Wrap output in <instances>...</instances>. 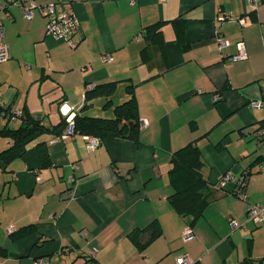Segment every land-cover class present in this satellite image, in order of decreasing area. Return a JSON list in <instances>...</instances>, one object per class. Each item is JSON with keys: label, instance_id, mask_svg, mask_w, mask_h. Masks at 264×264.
I'll return each instance as SVG.
<instances>
[{"label": "crops", "instance_id": "1", "mask_svg": "<svg viewBox=\"0 0 264 264\" xmlns=\"http://www.w3.org/2000/svg\"><path fill=\"white\" fill-rule=\"evenodd\" d=\"M27 1L55 2L59 12L71 2L79 43L72 48L47 34L48 18L40 11L28 19L21 5L11 4L3 20L12 58L0 63L5 107L54 125L75 116L88 87L121 81L114 102L129 96L126 83L135 84L142 126L140 143L112 137L93 147L90 135L45 133L10 163L0 158V247L7 252L0 264H177L181 255L193 264H238L263 257L264 224L247 216L250 204H264V106L250 104L264 101V2ZM177 17L186 19V48L167 23L166 58L151 46L153 58L143 62L145 27ZM222 37L230 44L221 47ZM241 40L248 57L233 61ZM103 101L96 100L93 114H110ZM6 123L16 128L21 118L5 119L0 109V127ZM193 140L212 196L191 226L194 238L185 240L190 224L169 201V171L172 153ZM12 142L0 136V152ZM39 143L49 155L46 163ZM244 171H250L247 200L236 194ZM154 220L163 233L141 250L130 233ZM31 224L28 234L12 237Z\"/></svg>", "mask_w": 264, "mask_h": 264}, {"label": "trees", "instance_id": "2", "mask_svg": "<svg viewBox=\"0 0 264 264\" xmlns=\"http://www.w3.org/2000/svg\"><path fill=\"white\" fill-rule=\"evenodd\" d=\"M260 1L264 2V0ZM253 15V18L256 19V12H253ZM167 23L173 24L181 46L186 48V19L177 17L170 20H160L145 27L143 35L146 45L141 51L143 62H149L153 58L151 46H158L163 57L166 58L163 26ZM120 82H102L87 88L85 103L73 117L76 134L90 135L101 141L107 138L121 137L140 143L142 122L135 93L136 85L126 83V91L129 96L122 102L115 103L113 96L117 92ZM99 98L104 100L103 108L111 110L110 114L97 115L91 112L96 100ZM68 125V116H62L57 124L47 125L42 117L35 116L24 109L21 124L18 127H10L9 123L0 127V136L10 138L13 141L9 147L0 152V158L8 164L20 156L31 141L45 133L61 135ZM38 146L41 157L46 163L49 161V155L43 143H39ZM171 164L169 176L173 192L168 197L169 201L181 216L188 219V223L192 226L205 214L212 196L210 182L205 170L207 165L196 140L174 151L171 155ZM249 174L250 171H244L242 176L246 184ZM34 228L35 225L32 224L21 227L12 234V237L24 236ZM145 233L146 237L143 238ZM162 233L163 227L161 223L158 220H154L144 228L133 230L129 237L141 250H144L148 244L161 236ZM0 254L6 256L7 252L0 247ZM238 264H264V256L260 258L247 256Z\"/></svg>", "mask_w": 264, "mask_h": 264}, {"label": "built area", "instance_id": "3", "mask_svg": "<svg viewBox=\"0 0 264 264\" xmlns=\"http://www.w3.org/2000/svg\"><path fill=\"white\" fill-rule=\"evenodd\" d=\"M11 4L21 5L24 9L25 15L28 19L34 17L36 10L40 11L44 16L48 18L46 33L53 35L57 38H64L69 43L72 48L78 46V41L74 39L75 33L79 31V19L73 9L71 2L64 3L62 5V11H58L57 4L55 2L49 3H36L35 1L27 0H0V63L7 62L12 58L11 49L6 40L5 26L3 20V13H9L8 9ZM241 22H244L242 19ZM221 47H225L230 44V41L224 37L220 39ZM238 52L231 56V60H243L248 57L246 46L244 41H238L237 43ZM106 60H110L111 56L105 55ZM251 107L261 108L264 106V101L261 99H256L251 101ZM0 109L2 116L8 120H15L23 116V110L10 109L5 107L4 103L0 101ZM71 111L69 107L66 114ZM69 125L67 129L62 133V138H67L76 135L74 121L71 116H68ZM91 145L96 147L99 144V141L95 137L90 138ZM230 175H225L221 178L219 186L223 187L227 183ZM245 184L243 177H241L239 186L236 190V194L241 197L243 200H247V195L245 193ZM248 221L255 224H264V204L263 203H252L248 208ZM231 223L234 227L238 226V223L231 219ZM185 240L194 238V232L191 225L187 226L184 231ZM40 264H45L44 261H41ZM177 264H193L192 260L187 255H181L177 258Z\"/></svg>", "mask_w": 264, "mask_h": 264}, {"label": "rangeland", "instance_id": "4", "mask_svg": "<svg viewBox=\"0 0 264 264\" xmlns=\"http://www.w3.org/2000/svg\"><path fill=\"white\" fill-rule=\"evenodd\" d=\"M0 144H2V143H0Z\"/></svg>", "mask_w": 264, "mask_h": 264}]
</instances>
